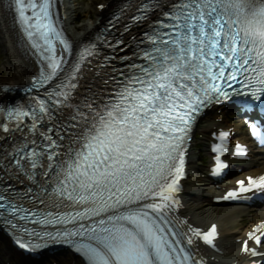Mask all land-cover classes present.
<instances>
[{
  "label": "snow or ice",
  "instance_id": "6c2138e0",
  "mask_svg": "<svg viewBox=\"0 0 264 264\" xmlns=\"http://www.w3.org/2000/svg\"><path fill=\"white\" fill-rule=\"evenodd\" d=\"M51 6L52 0H14L11 5L16 22L25 26L33 40L32 47L41 49L42 55L48 53L33 87L49 83L53 91L47 102L36 100L37 106L28 111L6 110L15 127L0 121V131H24L23 118L31 120L35 129L46 117L51 120L57 109L67 110V123L59 126L60 140L67 139V146L53 140L48 131L41 137L43 144L21 137L15 152L4 155L7 164L0 168L5 176L0 180L5 187L0 192V216L28 219L29 209L13 202L9 170L18 179L24 174L30 179L39 175L43 178L37 180L39 192L29 187L19 199L45 204L47 198L56 207L76 209L74 215L61 216L57 222L91 220L88 225L80 223L78 231H65L61 241L72 245L86 264H203L180 235L166 226L165 209L170 204L142 205L150 211L130 206L149 198L155 201L158 195L162 201L169 200L163 192L175 190L184 164V141L201 107L229 98L228 89L237 84L249 89L236 90L237 95L264 99V0H174L164 18L140 41L146 46L134 53L128 71L119 73L121 79L111 77L117 88L109 99L101 106L85 98L83 107L76 104L74 109L72 94L78 77L72 74L66 82L56 83L66 61L63 55L57 58L52 41H65L53 26ZM75 71L79 72L78 65ZM251 133L264 144L257 126ZM220 136L224 139L228 133ZM238 154L245 153L240 149ZM217 164L215 174L220 175L227 165L219 160ZM237 184L238 190L227 192L224 199L235 200L242 193L264 199V175ZM215 232L213 225L209 232L196 235L214 247ZM249 241L256 247H250ZM17 243L28 251L39 247L23 240ZM186 244H192L191 238ZM260 246H264V223L249 232L241 250L264 257V252L257 251Z\"/></svg>",
  "mask_w": 264,
  "mask_h": 264
},
{
  "label": "bare ground",
  "instance_id": "6f19581e",
  "mask_svg": "<svg viewBox=\"0 0 264 264\" xmlns=\"http://www.w3.org/2000/svg\"><path fill=\"white\" fill-rule=\"evenodd\" d=\"M123 0H103L105 8L100 12L96 10L95 5L93 9H90L89 5L80 6L75 0H71L73 5L72 9L75 12L74 17L83 15L85 19H89V22L82 23L78 30L70 28L72 31H68V36L71 39L73 47H77L82 42L86 41L88 37L93 35L99 27V24L105 18L107 11L115 7L119 2ZM128 12V11H126ZM127 13L124 14L126 16ZM147 23L144 24H121L117 25V33L115 30L114 35L108 37L105 41L97 46L89 55V60L82 71L83 79L79 84L77 94L83 96L85 94L98 95L103 90L112 87L115 80L111 77L120 79L119 73L125 71L126 64L131 61L132 54L135 51V46L142 40V30ZM112 31V32H113ZM111 35V33H110ZM0 43L3 49L4 62L3 68L7 72L8 76H0V97H12V89L16 88L20 84L27 82L32 75L35 74V68L33 62L28 53L24 51L21 46L19 35L14 26L8 23V17L6 11L0 3ZM123 49L121 51L120 49ZM58 120V119H57ZM61 123H66L64 118L58 120L54 124L55 128H58ZM11 127V126H10ZM203 134V133H202ZM18 134L15 131L4 133L0 131V168H4L7 164V160L4 159V155L11 156L16 150V145L21 141L17 139ZM256 155L253 154L252 159L247 163L253 164L256 160ZM194 159V158H192ZM192 163V162H191ZM256 170L264 168V156L259 155V161H257ZM197 165V164H196ZM192 168L197 171H203L199 167ZM9 175L12 176L10 181L13 182V186L29 185L28 180L19 178L16 174L9 170ZM198 175V174H197ZM5 176L0 173V180H4ZM33 184V183H32ZM31 184V185H32ZM187 192L184 195L186 204L185 213L189 214L191 219L201 224H207L209 222H217L219 224V230L221 237L219 243L223 250L222 259L228 261V259L235 257L237 254V245L234 243L233 238L239 237L244 223L254 222L259 218L258 210L245 207H218L211 203L210 195L214 192L213 186H211L207 180L199 175L196 180L192 182H185ZM2 187L4 185L0 184ZM246 216V220H242L239 225V218Z\"/></svg>",
  "mask_w": 264,
  "mask_h": 264
},
{
  "label": "rangeland",
  "instance_id": "374dc122",
  "mask_svg": "<svg viewBox=\"0 0 264 264\" xmlns=\"http://www.w3.org/2000/svg\"><path fill=\"white\" fill-rule=\"evenodd\" d=\"M96 1H98V0H92L93 3ZM87 2L90 3V0ZM0 76H2V77L8 76L7 72L3 68V61L0 62Z\"/></svg>",
  "mask_w": 264,
  "mask_h": 264
}]
</instances>
